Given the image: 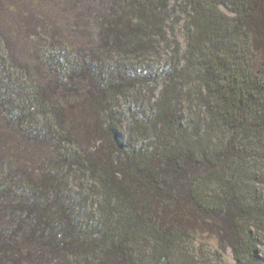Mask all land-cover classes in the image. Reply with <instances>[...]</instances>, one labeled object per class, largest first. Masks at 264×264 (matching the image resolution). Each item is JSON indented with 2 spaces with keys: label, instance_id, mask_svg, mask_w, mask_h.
I'll list each match as a JSON object with an SVG mask.
<instances>
[{
  "label": "trees",
  "instance_id": "16d2710c",
  "mask_svg": "<svg viewBox=\"0 0 264 264\" xmlns=\"http://www.w3.org/2000/svg\"><path fill=\"white\" fill-rule=\"evenodd\" d=\"M225 249L264 264V0H0V264Z\"/></svg>",
  "mask_w": 264,
  "mask_h": 264
},
{
  "label": "rangeland",
  "instance_id": "374dc122",
  "mask_svg": "<svg viewBox=\"0 0 264 264\" xmlns=\"http://www.w3.org/2000/svg\"><path fill=\"white\" fill-rule=\"evenodd\" d=\"M180 25L177 26V29H179ZM176 37H177V40L179 41V43L181 44V46L183 47L184 46V38L181 34V32L179 30L176 31ZM196 246V244H195ZM223 260L225 262H227L228 264H233L234 263V260H233V257L230 253V251L228 249H225L224 252H223Z\"/></svg>",
  "mask_w": 264,
  "mask_h": 264
}]
</instances>
